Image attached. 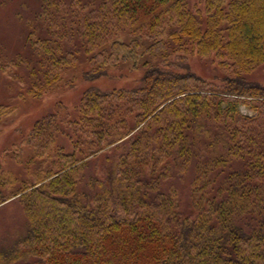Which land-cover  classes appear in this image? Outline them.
<instances>
[{
	"label": "trees",
	"instance_id": "trees-1",
	"mask_svg": "<svg viewBox=\"0 0 264 264\" xmlns=\"http://www.w3.org/2000/svg\"><path fill=\"white\" fill-rule=\"evenodd\" d=\"M28 22L30 54L0 71L26 69L33 95L82 60L90 80L142 58L145 73L88 89L78 119L41 118L5 152L23 171L0 162V206L19 198L27 226L0 237V264H264V84L246 77L264 64V0H40ZM190 47L221 85L191 70ZM186 177L189 208L172 182Z\"/></svg>",
	"mask_w": 264,
	"mask_h": 264
},
{
	"label": "rangeland",
	"instance_id": "rangeland-1",
	"mask_svg": "<svg viewBox=\"0 0 264 264\" xmlns=\"http://www.w3.org/2000/svg\"><path fill=\"white\" fill-rule=\"evenodd\" d=\"M192 5L204 7L205 0H189ZM40 7V0H0V61L16 56L17 54H30L31 49L27 42L29 27L28 21H32ZM28 22V24H27ZM188 62L191 70L208 81L221 85L227 72L219 69L214 58L204 59L193 52ZM144 59L135 66L133 62L121 63L117 67L110 68L106 76L90 80L86 78V72L90 70L91 63L82 60L79 64L62 71L61 80L56 87L42 95L29 93V76L26 69H17L20 78L9 77L0 71V103L12 106V112L0 118V162L17 172L23 171L11 156L6 154L15 146L23 143L33 130L36 122L50 114L56 115V120L66 118L68 121L78 119L77 107L80 105L84 93L90 88L101 91L115 89H129L139 86L145 73ZM250 81H258L264 84V64L246 74ZM240 110L247 115H254L255 111L248 105H241ZM78 116V117H77ZM64 128L69 130L67 124ZM58 143L72 148L69 137L62 132ZM25 153L31 155V149L25 147ZM91 167H94L92 162ZM24 177L29 174L22 173ZM181 191L184 207L191 204L190 182L191 178L172 180ZM185 208V209H186ZM27 226V215L19 198L13 199L0 206V237L5 241H11L17 234L24 231Z\"/></svg>",
	"mask_w": 264,
	"mask_h": 264
}]
</instances>
